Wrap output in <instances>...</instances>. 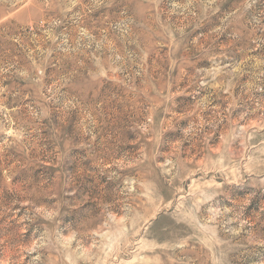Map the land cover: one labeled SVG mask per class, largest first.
<instances>
[{"label":"rangeland","instance_id":"374dc122","mask_svg":"<svg viewBox=\"0 0 264 264\" xmlns=\"http://www.w3.org/2000/svg\"><path fill=\"white\" fill-rule=\"evenodd\" d=\"M0 264H264V0H0Z\"/></svg>","mask_w":264,"mask_h":264}]
</instances>
